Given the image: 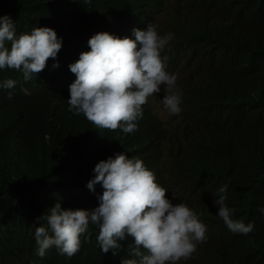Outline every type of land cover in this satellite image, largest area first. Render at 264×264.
<instances>
[{
	"label": "trees",
	"instance_id": "16d2710c",
	"mask_svg": "<svg viewBox=\"0 0 264 264\" xmlns=\"http://www.w3.org/2000/svg\"><path fill=\"white\" fill-rule=\"evenodd\" d=\"M4 15L16 22L17 35L51 27L63 45L29 81L21 71L0 69V82H17L0 88V264L131 258L133 237L119 241L118 254L104 253L91 224L71 258L55 248L43 258L35 254L37 217L57 202L65 209L98 206L103 189L92 192L87 183L96 164L118 152L141 159L166 197L187 204L206 226L207 242L184 263L264 264V0H0ZM150 23L174 34L162 52L166 70L190 74L179 89L181 127L190 134L173 136L150 99L138 130L127 135L68 111L76 79L69 65L90 51L89 39L105 31L135 39L133 29ZM168 155L173 178L164 169ZM225 185L233 218L254 223L247 235L233 233L217 215L214 195Z\"/></svg>",
	"mask_w": 264,
	"mask_h": 264
},
{
	"label": "clouds",
	"instance_id": "9594fccd",
	"mask_svg": "<svg viewBox=\"0 0 264 264\" xmlns=\"http://www.w3.org/2000/svg\"><path fill=\"white\" fill-rule=\"evenodd\" d=\"M133 35L135 39L98 32L88 41L90 51L69 65L76 79L69 86L68 111L83 114L97 129H119L125 135L137 131L143 106L161 93L162 86L164 96L159 102L170 115L181 113L177 74L166 70L167 56L162 55L174 34L162 36L157 25L150 23L146 30L133 29ZM62 45L63 38L51 27H34L17 35L12 17L0 16V69L21 71L25 81L42 72L50 58L56 60ZM53 67L58 68L59 62ZM16 83L6 79L0 88L13 89ZM93 172L87 188L95 192L97 185L102 187L98 206L65 209L57 202L37 217L38 257L55 248L71 258L80 250L81 235L90 224L98 228L96 239L104 253L113 250L116 255L122 247L119 241L134 238L135 243L128 246L131 258H124L122 264H179L206 242L207 229L198 214L187 204L168 199V190L138 157L118 152L98 162ZM214 196L217 215L230 231L247 235L254 230V223L233 218L235 208L226 203V185ZM260 212L264 214V208Z\"/></svg>",
	"mask_w": 264,
	"mask_h": 264
},
{
	"label": "rangeland",
	"instance_id": "374dc122",
	"mask_svg": "<svg viewBox=\"0 0 264 264\" xmlns=\"http://www.w3.org/2000/svg\"><path fill=\"white\" fill-rule=\"evenodd\" d=\"M158 33L160 35H165L168 32H166L164 29H162V32L157 29ZM171 43V41H170ZM169 43V45H170ZM191 70L193 71V66L191 68ZM167 71L169 73H174L177 74V82H176V87L178 89L181 88V83H184L186 85V78H189L190 74L188 72H186L183 69H175L171 71L169 69H167ZM181 91V90H180ZM164 96V92H163V86H162V91L161 93H159L158 95L154 96V97H150V103L153 107V109L156 111V114L160 117V119L166 123V125L169 127L170 132L172 133V135H176V134H180V133H186L187 135L190 134L189 131L185 130L184 128H182L181 123H182V119L179 115H170L163 107V105L159 102L160 99H162ZM171 157L170 155H168V157L165 159V163H164V169L166 170V175H169L171 178H173L171 171L173 170V164L170 161ZM207 242V240H206ZM188 260L191 261V258H189ZM189 261V262H190ZM188 262V263H189ZM179 264H187L184 263V260L180 261Z\"/></svg>",
	"mask_w": 264,
	"mask_h": 264
}]
</instances>
